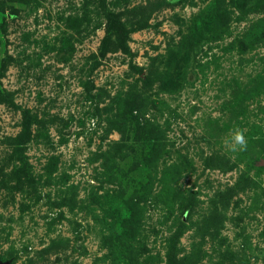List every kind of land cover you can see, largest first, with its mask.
<instances>
[{
  "label": "rangeland",
  "instance_id": "1",
  "mask_svg": "<svg viewBox=\"0 0 264 264\" xmlns=\"http://www.w3.org/2000/svg\"><path fill=\"white\" fill-rule=\"evenodd\" d=\"M0 264H264V0H0Z\"/></svg>",
  "mask_w": 264,
  "mask_h": 264
},
{
  "label": "clouds",
  "instance_id": "2",
  "mask_svg": "<svg viewBox=\"0 0 264 264\" xmlns=\"http://www.w3.org/2000/svg\"><path fill=\"white\" fill-rule=\"evenodd\" d=\"M237 146H239L240 151H243L246 148L245 137L240 131H237L233 136V143L231 145L232 150H237Z\"/></svg>",
  "mask_w": 264,
  "mask_h": 264
}]
</instances>
